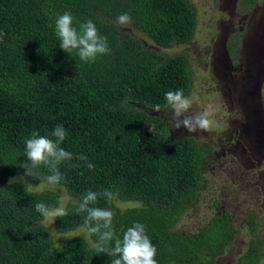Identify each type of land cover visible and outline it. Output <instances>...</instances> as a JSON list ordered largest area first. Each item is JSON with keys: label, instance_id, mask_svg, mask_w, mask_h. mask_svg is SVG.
Here are the masks:
<instances>
[{"label": "trees", "instance_id": "obj_1", "mask_svg": "<svg viewBox=\"0 0 264 264\" xmlns=\"http://www.w3.org/2000/svg\"><path fill=\"white\" fill-rule=\"evenodd\" d=\"M64 12L77 30L91 20L110 52L94 63H83L75 51L65 53L54 32ZM123 13L130 15V26L161 47L186 42L194 32L188 0H0V264H111L110 256L79 236L51 247L34 205L53 208L58 195L7 181L30 163L25 138L36 131L55 139L51 132L57 125L67 133L60 147L74 155L58 166L60 186L75 202L89 190L111 191V202L101 196L90 207L115 213L117 238L136 222L145 225L157 264H211L235 236L225 212L193 233L172 230L199 189L202 148L188 135L168 137L161 121L126 105L163 109L166 92L182 89L187 96L186 55L164 57L128 33L119 35L116 18ZM80 154L95 168L75 158ZM33 171L45 178L51 174L44 166ZM114 199L138 205L119 208ZM67 207L68 215L54 222L57 232L82 226L86 213L77 214L72 202ZM245 221L250 237L233 264L262 258L254 214Z\"/></svg>", "mask_w": 264, "mask_h": 264}, {"label": "rangeland", "instance_id": "obj_2", "mask_svg": "<svg viewBox=\"0 0 264 264\" xmlns=\"http://www.w3.org/2000/svg\"><path fill=\"white\" fill-rule=\"evenodd\" d=\"M188 1L195 12V27L186 42L161 47L129 24H116L119 35L130 34L145 49L164 57L176 52L186 55L190 77L187 96L193 98L189 114L207 110L211 127L188 133L183 127H172V112L167 107L158 113L133 101L126 107L161 121L168 137L188 135L202 148L199 189L172 230L193 233L213 215L227 213L235 236L211 264H233L250 237L245 218L252 213L263 248L257 264H264V0ZM25 171L23 168L13 178L24 176L32 185L31 189L24 185L27 190H50L60 196L62 186L55 190L42 187L45 177L35 171L34 177L26 176ZM114 203L119 208L138 205L132 201ZM59 205L58 199L55 207ZM41 223L51 247L76 236L84 239L81 227L57 232L54 223L44 219Z\"/></svg>", "mask_w": 264, "mask_h": 264}, {"label": "clouds", "instance_id": "obj_3", "mask_svg": "<svg viewBox=\"0 0 264 264\" xmlns=\"http://www.w3.org/2000/svg\"><path fill=\"white\" fill-rule=\"evenodd\" d=\"M116 22L120 25H127L131 22V17L128 13H123L116 18ZM54 32L59 40V47L65 53L75 51L83 63H94L98 56L110 52L107 38L98 35V30L91 20L81 23L79 30H77L73 27L72 15L64 12L57 17ZM3 35L0 33V37ZM164 100L166 102L165 107L172 112V127L176 129L183 127L188 133L207 131L211 127L213 121L210 119L211 113L207 110L189 114L193 105V98L185 96L182 89L166 92ZM152 111L160 112L161 105H154ZM66 136L65 129L57 125L51 132V137L55 139L40 136L36 131H33L29 138H25L24 155L30 162L21 165L26 170L25 175L34 177L33 170L44 166L51 174L45 178L46 184L42 187L46 186L53 190L59 187L63 177L58 166L62 162L74 159L72 152L60 147ZM75 158L84 161L89 170L95 168V165L89 163L83 154ZM76 166L79 167V165ZM16 182L23 183L28 189L32 188V185L25 181L24 176L9 180V184ZM101 196L106 198L108 202L113 199L111 191L105 190L102 193H97L89 190L79 202H75L67 193V189L61 188L59 206L50 208L45 203L38 202L34 207L45 221L54 223L56 218L68 215L67 205L72 202L77 214L86 213L80 228L81 233L84 234V239L88 240L98 252L110 256L112 258L111 264H157L155 259L157 249L146 234L145 225L136 222L123 233L122 239L117 238L113 228L115 213L108 208L90 207V205L96 204L98 197ZM93 236L97 237L95 241L91 239ZM113 241L114 245L112 244Z\"/></svg>", "mask_w": 264, "mask_h": 264}]
</instances>
